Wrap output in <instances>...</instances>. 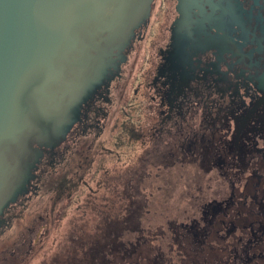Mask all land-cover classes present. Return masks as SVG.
<instances>
[{
  "label": "flooded vegetation",
  "instance_id": "obj_1",
  "mask_svg": "<svg viewBox=\"0 0 264 264\" xmlns=\"http://www.w3.org/2000/svg\"><path fill=\"white\" fill-rule=\"evenodd\" d=\"M36 174L0 264H28L55 227L67 235L38 264H264V0H156Z\"/></svg>",
  "mask_w": 264,
  "mask_h": 264
},
{
  "label": "water",
  "instance_id": "obj_2",
  "mask_svg": "<svg viewBox=\"0 0 264 264\" xmlns=\"http://www.w3.org/2000/svg\"><path fill=\"white\" fill-rule=\"evenodd\" d=\"M155 2L0 0V229L117 78Z\"/></svg>",
  "mask_w": 264,
  "mask_h": 264
},
{
  "label": "rangeland",
  "instance_id": "obj_3",
  "mask_svg": "<svg viewBox=\"0 0 264 264\" xmlns=\"http://www.w3.org/2000/svg\"><path fill=\"white\" fill-rule=\"evenodd\" d=\"M124 84V82H123ZM84 145H86V141H82L80 144H79V147H84ZM78 146V145H77ZM75 155V154H74ZM74 155H71L72 158L70 160V163H71V166H74V159H73V156ZM56 174L54 175H51L50 177L46 178L44 181H43V185L45 184H50V182L54 179H57L58 177H61V176H64L65 175V172L63 174H61V176H56L55 178H53ZM162 197H166V196H162ZM167 198V197H166ZM164 201H165V198H164ZM33 214L29 215L27 217L28 221L30 219H32L34 222L38 221L39 220V217H37L36 215L32 216ZM25 223L24 221H18L16 222V226L15 228H13V231L15 233V231L17 230H20L21 228H23ZM67 230V228H66ZM66 230L64 231L63 227L60 228V229H57L55 227L54 231L52 232V234H50L44 241V245L42 246L41 250L38 251L35 255V257L28 263V264H38L40 262L41 259H43L44 257L46 258H50L52 255L55 254V251H56V248H55V245L63 239L65 238V236L67 235L65 232ZM64 232V233H63ZM69 258H71V256L69 255L68 256Z\"/></svg>",
  "mask_w": 264,
  "mask_h": 264
}]
</instances>
